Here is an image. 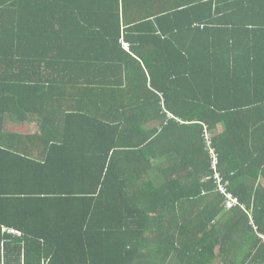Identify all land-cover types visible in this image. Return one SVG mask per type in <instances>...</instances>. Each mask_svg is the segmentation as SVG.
<instances>
[{
	"label": "trees",
	"instance_id": "16d2710c",
	"mask_svg": "<svg viewBox=\"0 0 264 264\" xmlns=\"http://www.w3.org/2000/svg\"><path fill=\"white\" fill-rule=\"evenodd\" d=\"M0 264H264V0H0Z\"/></svg>",
	"mask_w": 264,
	"mask_h": 264
},
{
	"label": "built area",
	"instance_id": "2783aa9c",
	"mask_svg": "<svg viewBox=\"0 0 264 264\" xmlns=\"http://www.w3.org/2000/svg\"><path fill=\"white\" fill-rule=\"evenodd\" d=\"M221 190H222V192L226 193V196H227V200L225 203L227 209L234 208V207H236L237 204H239L238 201L235 199V197H233L231 195V193H227L223 187H221Z\"/></svg>",
	"mask_w": 264,
	"mask_h": 264
},
{
	"label": "crops",
	"instance_id": "0c3cea01",
	"mask_svg": "<svg viewBox=\"0 0 264 264\" xmlns=\"http://www.w3.org/2000/svg\"><path fill=\"white\" fill-rule=\"evenodd\" d=\"M187 1L190 2V0H187ZM7 128H8V129H12L13 127H12L11 125L9 126V125L7 124L6 129H7ZM14 130H15V131H20V130H19V124H16V125L14 126ZM20 132L22 133L23 131L21 130Z\"/></svg>",
	"mask_w": 264,
	"mask_h": 264
},
{
	"label": "bare ground",
	"instance_id": "6f19581e",
	"mask_svg": "<svg viewBox=\"0 0 264 264\" xmlns=\"http://www.w3.org/2000/svg\"><path fill=\"white\" fill-rule=\"evenodd\" d=\"M212 152H213V149L211 150ZM216 160H214V162H213V166H214V168H216ZM216 179H217V181L220 183V180H219V177H218V174H217V176H216Z\"/></svg>",
	"mask_w": 264,
	"mask_h": 264
},
{
	"label": "clouds",
	"instance_id": "9594fccd",
	"mask_svg": "<svg viewBox=\"0 0 264 264\" xmlns=\"http://www.w3.org/2000/svg\"><path fill=\"white\" fill-rule=\"evenodd\" d=\"M17 234L19 235V236H21V233L19 232V231H17ZM23 234V233H22Z\"/></svg>",
	"mask_w": 264,
	"mask_h": 264
},
{
	"label": "rangeland",
	"instance_id": "374dc122",
	"mask_svg": "<svg viewBox=\"0 0 264 264\" xmlns=\"http://www.w3.org/2000/svg\"><path fill=\"white\" fill-rule=\"evenodd\" d=\"M128 47V46H127ZM19 130L21 131L22 130V127H19Z\"/></svg>",
	"mask_w": 264,
	"mask_h": 264
}]
</instances>
